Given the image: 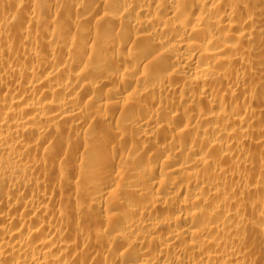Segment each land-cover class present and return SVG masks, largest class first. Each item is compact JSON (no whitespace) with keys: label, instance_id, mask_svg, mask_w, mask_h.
Instances as JSON below:
<instances>
[{"label":"bare ground","instance_id":"1","mask_svg":"<svg viewBox=\"0 0 264 264\" xmlns=\"http://www.w3.org/2000/svg\"><path fill=\"white\" fill-rule=\"evenodd\" d=\"M0 264H264V0H0Z\"/></svg>","mask_w":264,"mask_h":264}]
</instances>
